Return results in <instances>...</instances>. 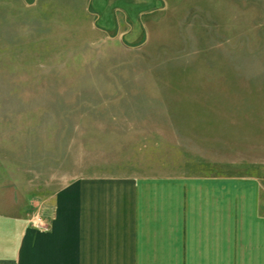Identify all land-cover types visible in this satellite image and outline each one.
<instances>
[{
	"label": "rangeland",
	"instance_id": "obj_1",
	"mask_svg": "<svg viewBox=\"0 0 264 264\" xmlns=\"http://www.w3.org/2000/svg\"><path fill=\"white\" fill-rule=\"evenodd\" d=\"M90 7L0 0V205L35 212L137 150L263 155L264 0H160L135 32L119 10L102 28ZM20 109L33 114L29 147L11 139Z\"/></svg>",
	"mask_w": 264,
	"mask_h": 264
},
{
	"label": "crops",
	"instance_id": "obj_2",
	"mask_svg": "<svg viewBox=\"0 0 264 264\" xmlns=\"http://www.w3.org/2000/svg\"><path fill=\"white\" fill-rule=\"evenodd\" d=\"M89 2L102 28H116L119 10L133 32L160 6ZM13 115L11 139L23 142L14 146L29 147L33 114ZM4 127L0 118V140ZM168 149L107 157L106 167L73 177L35 212L25 202L0 205V264H264V152L246 162L233 153L193 162Z\"/></svg>",
	"mask_w": 264,
	"mask_h": 264
},
{
	"label": "built area",
	"instance_id": "obj_3",
	"mask_svg": "<svg viewBox=\"0 0 264 264\" xmlns=\"http://www.w3.org/2000/svg\"><path fill=\"white\" fill-rule=\"evenodd\" d=\"M44 229H47V227L43 226Z\"/></svg>",
	"mask_w": 264,
	"mask_h": 264
}]
</instances>
